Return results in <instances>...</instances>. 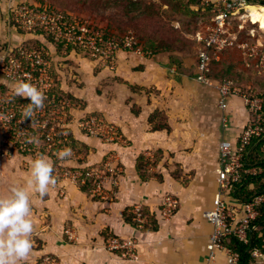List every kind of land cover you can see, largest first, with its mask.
I'll return each instance as SVG.
<instances>
[{"label":"crops","instance_id":"obj_1","mask_svg":"<svg viewBox=\"0 0 264 264\" xmlns=\"http://www.w3.org/2000/svg\"><path fill=\"white\" fill-rule=\"evenodd\" d=\"M23 1L0 0V57L22 40L39 39L51 48L59 87L77 100L70 113L68 130L88 147L86 154H80L77 160L68 161L64 166L83 169L107 164L115 174L104 181L102 194L88 195L80 189V184L61 177L57 164L46 155L53 164L56 183L49 186L42 198L29 189L32 248L17 264H39L48 256L57 264H205L213 226L203 213L214 207L219 143L225 138L238 137L247 122L248 113L242 100L229 101L230 124L224 128L217 92L218 125L214 133L203 137L200 151L190 160L177 151L174 160H188L185 170L194 174L188 186L174 181L163 170L160 172L163 178L159 180L151 166L147 179L143 180L136 169L140 156L151 161L152 152L161 150L168 155L176 139L186 142L177 136L183 130L172 112L157 103L167 89L178 84L169 56L156 54L145 58L122 52L116 68L100 64V70L95 71V63L77 51L64 52L44 38L21 34L15 28L13 10ZM7 84L0 77V87ZM151 88L164 92H144ZM158 109L166 110L170 132L152 130L149 119ZM93 114L116 124L127 144L104 142L82 132L78 121ZM244 116L246 122L242 119ZM2 137L0 130V198L9 196L13 186L27 188L31 163L37 158L21 153L12 144L3 145ZM166 195L177 198L178 206L174 216L164 221L159 218V209ZM138 206L156 217L157 231L140 232L125 221L124 212ZM111 237L136 238L139 260L132 261L108 249ZM213 264H228L225 253H218ZM257 264H264V257Z\"/></svg>","mask_w":264,"mask_h":264},{"label":"built area","instance_id":"obj_2","mask_svg":"<svg viewBox=\"0 0 264 264\" xmlns=\"http://www.w3.org/2000/svg\"><path fill=\"white\" fill-rule=\"evenodd\" d=\"M249 0H203L202 5L211 6L215 14V25L208 36L197 32L198 41H204L205 46L199 51L197 81L211 86L210 73V47L221 50L227 46H234L235 41H228L223 37V28L227 21L235 17L246 18V7ZM15 28L24 35H33L36 38L51 37L50 43L54 47H61V51H79L96 64L108 68H116L118 56L124 52L138 57H153L150 50H146L137 36L130 32L123 35L108 31L89 19L75 13L62 11L47 4L28 3L23 1L14 10ZM243 12V13H242ZM242 13V14H241ZM259 30L260 24H252ZM242 26V25H240ZM239 26V27H240ZM242 27H240L241 29ZM255 29L250 31L254 37ZM31 42V44L29 43ZM247 43H241L239 48L245 49ZM252 49H259L255 53L264 68V52L258 45ZM259 52V53H258ZM54 60L51 48L41 40H22L0 57V77L6 80L7 87H0V130L2 131V144L15 146L21 153L52 155L58 161V173L78 184H85L92 180V194L103 193L104 181L113 177L115 171L110 165L93 166L83 169H69L64 164L77 160L79 154L72 149L73 155L66 160L57 159L56 153L67 147L64 143L68 137V124L70 113L74 105L64 98L53 94L55 79L52 72ZM24 79L38 87L45 96L43 108L35 110L31 118H25L23 112L26 106L16 101L14 92L15 82ZM14 86V87H13ZM13 87V88H12ZM242 100L248 119L239 136L222 139L219 143V157L217 172V193L212 210L205 211L203 216L213 226L209 236L207 249L209 251L205 264H213L218 253H225L228 264H239L240 254L230 248L232 239H237L244 245H250L253 237L260 240V245L250 251L254 264L264 257V225L256 223L261 217V207L264 205V194L256 195L251 200L243 201L232 196V193L242 178V174L258 176L263 173L259 165H246V158L254 145L261 146L264 158V95H254L237 87L233 81L224 80L218 87V109L221 113V124L227 128L230 124V115L227 106L230 100ZM49 105V107H46ZM31 119V120H30ZM78 127L87 136L98 138L108 143L126 145L127 141L120 128L109 122L105 117L93 114L78 121ZM58 130H63L59 139ZM67 130V131H66ZM35 138V147L30 148L29 142ZM37 141V142H36ZM41 141V142H40ZM45 147H43V143ZM64 146H59V145ZM86 169V170H84ZM178 200L173 195H166L159 209V218L167 221L174 216ZM142 207L134 209L139 223L146 219L142 217ZM138 242L136 238L108 239V249L122 251V256L132 261H138ZM40 264H57L52 257H45Z\"/></svg>","mask_w":264,"mask_h":264},{"label":"rangeland","instance_id":"obj_3","mask_svg":"<svg viewBox=\"0 0 264 264\" xmlns=\"http://www.w3.org/2000/svg\"><path fill=\"white\" fill-rule=\"evenodd\" d=\"M202 1L29 0V3L47 4L62 11L75 13L117 35L132 32L146 50L157 49L160 54L169 56V63L176 70L175 78H178V84H174L170 90L167 89L157 103L163 109L167 106L172 112L177 125L183 130L177 132V136L186 142H179L176 139L177 142L173 144V150L168 155L156 150L152 152V160H144L143 165L146 168L150 166L152 169L155 168L153 174L159 180L163 178L160 174L163 170L184 187L194 178L193 172L185 170L184 165L200 151L198 147H201L203 137L206 134H213L217 128L216 99L219 85L224 80L233 81L244 91L264 95V68L255 53L259 49H252L259 45L264 52V31L252 25L259 23L260 29L264 30V14L261 12L257 13V18L253 21L235 17L233 21L226 22L223 37L228 41H235V45H225L221 50L210 47L209 77L212 79V85L207 86L197 81L199 51L206 44L204 41H198L196 34L201 32L202 36L207 37L215 25L212 7L202 5ZM255 1L251 0L250 4L264 6ZM253 28L254 37L250 34ZM241 43H247L248 46L245 49L239 48L238 45ZM97 70H100V64L95 63V71ZM52 72L56 74L54 67ZM74 73L76 74L75 71ZM144 92L161 94L164 91L151 88ZM242 119L246 122L245 116ZM154 123L168 124L166 110L156 111ZM210 124L212 127H209ZM177 151L182 152L184 159L189 157L188 160H174ZM261 157V146L254 145L245 161L252 166L256 163L254 159Z\"/></svg>","mask_w":264,"mask_h":264},{"label":"clouds","instance_id":"obj_4","mask_svg":"<svg viewBox=\"0 0 264 264\" xmlns=\"http://www.w3.org/2000/svg\"><path fill=\"white\" fill-rule=\"evenodd\" d=\"M14 92L17 96L27 98L23 116L31 118L35 110L44 106V93L31 82L19 79L15 82ZM31 138L29 142H34ZM73 155L70 147L56 153L57 159L66 160ZM56 183L53 176V164L49 157L40 154L31 163L30 179L27 188L13 186L10 195L0 198V264H17L26 258L32 248L33 223L31 215L30 191L34 190L44 197L49 186Z\"/></svg>","mask_w":264,"mask_h":264},{"label":"trees","instance_id":"obj_5","mask_svg":"<svg viewBox=\"0 0 264 264\" xmlns=\"http://www.w3.org/2000/svg\"><path fill=\"white\" fill-rule=\"evenodd\" d=\"M249 1L251 2V0H249ZM26 2L29 3V0H27ZM255 2L260 3L261 5H264V0H256ZM45 37H46L45 40L47 42L51 43L53 41V39L51 37H48L46 35H45ZM56 48L58 50H61L60 46H58ZM151 50H152L154 55L160 54V51H158L157 49H151ZM77 52L79 54H81V52H79V51H77ZM53 75H54V79H55V87L53 90V94L55 96H57L58 98H64L65 100L72 102V104L74 106H76L77 100L73 96L64 93L60 89L59 82L57 80V74H53ZM16 101L17 102L20 101L25 106H27L30 103V101L27 98L21 97V96H16ZM46 103H48V101H44V104H46ZM46 107H49V105H47ZM154 114H152L150 116V119H149V123L152 126V130H154V131L167 130L168 132H170L171 128L168 124L157 125L154 123ZM62 132H63V130H58V133H59L58 137L60 140L63 139V137L61 136ZM67 132H68V137H67V141L64 143V145L74 149L79 155L80 154H86L88 151V147L86 145H83L82 143H80L78 140H76L69 131H67ZM42 143H43V147H45V144L43 141H42ZM64 145L60 144L59 146H64ZM29 146H30V148H34L35 142L30 143ZM24 154H29V153H24ZM41 154H44V150H41ZM50 158L53 160L55 165L58 163L56 158L53 157L52 155H50ZM144 160H146V158L144 156H140L138 158L137 165H136L137 172L139 173L140 177L143 180L147 179L146 174H147V170H148V168H146L143 165ZM254 162H256L255 165H259L263 168V173L261 175H258V176H249L246 174H242L241 181L237 185H235V189L232 193V196L234 198H237V199H240L243 201H248V200H251L256 195L264 194V158L261 157V159H254ZM146 163H148V161ZM246 165L250 166L247 163H246ZM88 169H90V168H87V170ZM84 170H86V169H84ZM92 182H93L92 180L88 179L85 184H83V185L80 184V189L84 193L91 195L92 189H93ZM250 186H253L252 189H250ZM95 199H98V197L95 196ZM260 210H261V217L259 218V220L256 223L264 225V205L261 207ZM133 212H134V209L133 210L127 209L124 212L125 221L128 222L132 226V228L137 229L140 232L157 231L159 229V224H158L156 217L154 215H152L149 211H147V209L142 208V210H141L142 217L146 219V222L143 224H141L137 221L136 216ZM259 245H260V240H258L256 237H253L250 245H244L241 242H239L237 239H232L230 242V248L234 251H237L240 254L239 264H254L255 259L252 258L250 251ZM114 252L116 254L122 256V251L116 250Z\"/></svg>","mask_w":264,"mask_h":264},{"label":"bare ground","instance_id":"obj_6","mask_svg":"<svg viewBox=\"0 0 264 264\" xmlns=\"http://www.w3.org/2000/svg\"><path fill=\"white\" fill-rule=\"evenodd\" d=\"M246 18L248 20H255L257 18V13L258 12H261L264 14V6H260V5H254V4H249L247 7H246Z\"/></svg>","mask_w":264,"mask_h":264}]
</instances>
